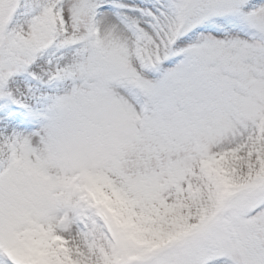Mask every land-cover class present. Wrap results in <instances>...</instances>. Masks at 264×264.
Masks as SVG:
<instances>
[{
    "label": "snow or ice",
    "instance_id": "1",
    "mask_svg": "<svg viewBox=\"0 0 264 264\" xmlns=\"http://www.w3.org/2000/svg\"><path fill=\"white\" fill-rule=\"evenodd\" d=\"M0 264H264V0H0Z\"/></svg>",
    "mask_w": 264,
    "mask_h": 264
}]
</instances>
